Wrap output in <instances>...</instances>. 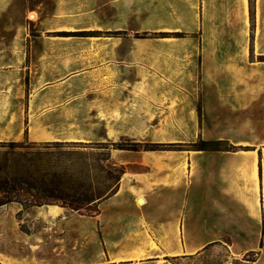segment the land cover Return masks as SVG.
I'll list each match as a JSON object with an SVG mask.
<instances>
[{
	"label": "crops",
	"instance_id": "crops-1",
	"mask_svg": "<svg viewBox=\"0 0 264 264\" xmlns=\"http://www.w3.org/2000/svg\"><path fill=\"white\" fill-rule=\"evenodd\" d=\"M23 140L109 145L124 174L94 216L3 207L0 263L183 264L222 246L264 264V0H0V144Z\"/></svg>",
	"mask_w": 264,
	"mask_h": 264
},
{
	"label": "trees",
	"instance_id": "trees-1",
	"mask_svg": "<svg viewBox=\"0 0 264 264\" xmlns=\"http://www.w3.org/2000/svg\"><path fill=\"white\" fill-rule=\"evenodd\" d=\"M176 36L181 37L180 34ZM199 116L201 118L200 108ZM25 141V143L0 144V149L4 151L0 155V210L18 203L25 211L35 207L60 206L81 214H85L83 212L88 210V215L94 216L99 212L98 203L117 191L124 169L113 165L110 152L108 159L98 160L99 163L108 161L113 166L114 172H110V180H116L114 189H111L109 195L104 196L98 190L95 192L84 177L80 176L83 175L82 172L77 174L74 170L71 161L74 152L63 150L70 146H81L82 143L28 144L29 141ZM130 142L132 144L126 146L116 143L111 147L115 150L134 152L155 151L160 148L158 145ZM99 145L110 150L109 145ZM191 148L194 151L207 153L250 150V148H237L226 141H205L202 138L192 144ZM260 179L264 208V159L261 155Z\"/></svg>",
	"mask_w": 264,
	"mask_h": 264
},
{
	"label": "rangeland",
	"instance_id": "rangeland-1",
	"mask_svg": "<svg viewBox=\"0 0 264 264\" xmlns=\"http://www.w3.org/2000/svg\"><path fill=\"white\" fill-rule=\"evenodd\" d=\"M23 140L16 143H25ZM31 142H28L30 144ZM100 143H82L78 146H70L63 150H69L74 152L71 157L74 170L79 173H83L84 180L89 183L93 190L101 192V195L107 196L111 193V189H114L116 180H110V172L113 171V166L107 161L99 163L100 160H106L109 157V150L99 145ZM123 146L132 144L129 140H122L120 142ZM4 152L0 149V155ZM102 164V165H101ZM102 167V170H101ZM114 175V174H113ZM83 213L88 214V210ZM26 231V229H24ZM261 252L251 253L245 255L239 260L230 261V256L226 247H216L208 250L205 255L201 256L197 261H187L183 264H224L226 261L231 264H259L258 261L261 258Z\"/></svg>",
	"mask_w": 264,
	"mask_h": 264
}]
</instances>
